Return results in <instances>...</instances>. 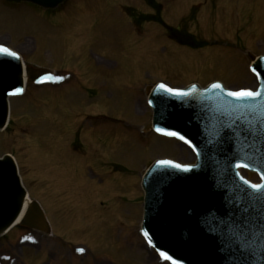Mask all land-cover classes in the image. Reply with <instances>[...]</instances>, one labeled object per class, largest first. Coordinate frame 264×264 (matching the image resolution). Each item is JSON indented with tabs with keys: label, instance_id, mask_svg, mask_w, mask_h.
Returning a JSON list of instances; mask_svg holds the SVG:
<instances>
[{
	"label": "rangeland",
	"instance_id": "rangeland-1",
	"mask_svg": "<svg viewBox=\"0 0 264 264\" xmlns=\"http://www.w3.org/2000/svg\"><path fill=\"white\" fill-rule=\"evenodd\" d=\"M0 45L55 72L53 84L9 100L0 132V158L15 160L52 237L15 227L0 238V264H167L141 237L142 175L156 160H195L145 130L147 91L254 90L264 0H67L52 13L0 0Z\"/></svg>",
	"mask_w": 264,
	"mask_h": 264
},
{
	"label": "water",
	"instance_id": "water-1",
	"mask_svg": "<svg viewBox=\"0 0 264 264\" xmlns=\"http://www.w3.org/2000/svg\"><path fill=\"white\" fill-rule=\"evenodd\" d=\"M5 1L51 10L65 0ZM9 53L0 52V131L7 124L8 98L23 91V72L29 84L49 77L47 71L23 70L19 57ZM250 60L257 81L252 92L259 96L237 99L214 84L180 91L159 85L149 97L148 128L179 141L195 157L192 166L157 161L141 183L142 236L171 264H264V57ZM244 171L255 173L259 183L247 182L240 175ZM26 200L16 165L4 156L0 237L16 222L50 234L40 206L29 202L26 207Z\"/></svg>",
	"mask_w": 264,
	"mask_h": 264
},
{
	"label": "snow or ice",
	"instance_id": "snow-or-ice-1",
	"mask_svg": "<svg viewBox=\"0 0 264 264\" xmlns=\"http://www.w3.org/2000/svg\"><path fill=\"white\" fill-rule=\"evenodd\" d=\"M0 52H9V50L3 46H0ZM10 55H16L15 53H9ZM163 87V86H161ZM168 91H172L171 89H167ZM180 94V93H177ZM229 95L236 97L237 99L245 98V97H255L259 96L260 93L252 92V91H240V92H231ZM243 166V165H241ZM254 188H258L259 186L253 185ZM163 255V254H162ZM164 259H169L167 255H164Z\"/></svg>",
	"mask_w": 264,
	"mask_h": 264
},
{
	"label": "bare ground",
	"instance_id": "bare-ground-1",
	"mask_svg": "<svg viewBox=\"0 0 264 264\" xmlns=\"http://www.w3.org/2000/svg\"><path fill=\"white\" fill-rule=\"evenodd\" d=\"M23 70H24V68H23ZM23 81L24 82H26L27 81V77H26V75H25V73L23 72ZM29 201H30V199H29V197L27 198V200H26V202H25V206L27 207L28 206V204H29ZM20 219V218H19ZM17 223L18 222H16V224L15 225H17Z\"/></svg>",
	"mask_w": 264,
	"mask_h": 264
},
{
	"label": "trees",
	"instance_id": "trees-1",
	"mask_svg": "<svg viewBox=\"0 0 264 264\" xmlns=\"http://www.w3.org/2000/svg\"><path fill=\"white\" fill-rule=\"evenodd\" d=\"M149 3V2H148ZM148 6L149 7H151L149 4H148ZM152 8V7H151ZM152 9H154V8H152ZM157 10V9H156ZM157 14H158V11H157ZM191 42V41H190ZM187 45H189V43H186ZM191 44H193V43H191ZM189 47H191V48H193V46H189Z\"/></svg>",
	"mask_w": 264,
	"mask_h": 264
}]
</instances>
